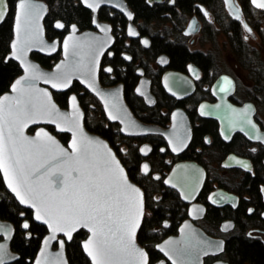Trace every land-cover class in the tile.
<instances>
[{
	"label": "flooded vegetation",
	"instance_id": "flooded-vegetation-1",
	"mask_svg": "<svg viewBox=\"0 0 264 264\" xmlns=\"http://www.w3.org/2000/svg\"><path fill=\"white\" fill-rule=\"evenodd\" d=\"M19 1L7 0L5 19L10 17L12 20V36L6 61L15 60L12 57L11 43ZM40 1L46 5L42 17L45 36L49 41L57 39L58 46L49 51L32 50L30 57L39 61L43 67L52 69L63 56V40L68 33L73 30L108 33L110 43L103 50L98 65L99 85L105 88L119 87L131 115L142 124L156 128L138 134L122 133L120 123L108 117L100 99L78 79H73L71 87L65 91L51 88L54 98L56 93H67L68 102L70 94L76 93L84 110L86 128L99 134L89 128L95 115L90 110L93 108L92 104L83 99L88 94L95 96L101 105L105 126L112 125L118 129H114V133H119L117 136L121 137V142H117L121 156L110 145L126 169L125 162L131 160L127 155L129 146L134 145L139 159L136 168L139 178H151L160 182V190L155 192L156 199L159 200L166 191L176 199L175 211L167 212L164 217L181 218L176 228L167 231L164 223L156 226L154 230L160 233L161 238L152 246L140 242L141 226L137 232L136 241L148 252L147 264H172L156 245L168 236L177 234L179 225L186 219H191L212 237L225 241L224 250L207 255L204 264H211L219 259L229 261L225 258L227 238L238 233L240 228L245 229L247 236L264 242V141L251 139L238 130L228 129L223 132L220 120L207 115L211 106L215 110H221L229 107V104L237 107L248 104V113L253 106V119L260 130L264 131V115L261 113L264 108V70L261 72L245 67L237 56H228L227 60L222 61L221 56L192 47L198 39L211 40L217 23L228 34L226 30L233 32V23L238 22L246 42L250 37L257 38L255 31L262 34V30L254 18L257 14L264 15V9L252 5L246 11L242 0H237L242 10V19H238L228 10L225 0H194L191 7L188 0H121V6L110 3L111 0ZM263 38L264 34L261 35L262 44ZM18 64L20 73L0 92V96L10 89L13 81L22 73L21 64ZM67 106L68 104L63 107ZM183 118L190 127L187 143L177 138L179 134L175 140L174 135L167 136L164 133L172 131L176 122L181 124ZM38 126L40 125L29 127L27 132L33 133ZM45 126L59 136L60 133L54 126ZM181 161L197 162L206 173L202 188L188 201L181 197L176 188L164 183L174 164ZM137 184L145 195L144 188ZM223 194L227 198H222ZM14 199L19 206L17 218H20V227L26 239L33 234L30 230V218L45 228L39 248L31 261L34 264L48 233L47 226L35 219L31 208L19 202L9 190L0 170V201L10 203ZM211 218L222 219L216 223ZM0 220L13 226L10 250L19 254L18 258L4 264H17L20 253L12 245L17 226L1 210ZM225 221L230 222L223 223ZM78 233L81 234L79 245L87 261L84 264H91L82 245L88 235L84 228L76 231L70 238L58 233L52 242V248L58 249L63 245L68 264H71L68 244ZM3 238L0 236V241ZM151 248L157 253L152 255Z\"/></svg>",
	"mask_w": 264,
	"mask_h": 264
},
{
	"label": "water",
	"instance_id": "water-1",
	"mask_svg": "<svg viewBox=\"0 0 264 264\" xmlns=\"http://www.w3.org/2000/svg\"><path fill=\"white\" fill-rule=\"evenodd\" d=\"M119 1L110 3L121 6ZM250 1L254 7L264 9V0ZM225 4L235 17L242 19L237 0H225ZM7 9V0H0V23ZM45 11L43 1L18 2L11 48L12 57L23 71L0 96V170L9 190L48 229L34 264H68L63 245L53 249L52 242L58 233L70 238L82 228L88 232L82 245L91 264H147L148 252L136 241L146 208L143 189L130 178L110 143L86 128L76 93L70 94L68 106L63 107L51 88L65 91L73 79H78L100 99L108 117L120 123L122 133L138 134L156 128L131 115L119 87L99 85L98 65L110 43L108 33H68L63 40V56L52 69L30 57L32 50L49 51L58 46L57 39L49 41L45 36ZM244 24L249 28L245 21ZM247 106L229 104L221 110L211 106L207 115L220 120L223 132L238 130L251 139L264 141V131L253 119L254 108L248 113ZM183 120L164 133L174 135L175 140L179 134L177 138L187 143L190 127ZM46 124L67 134V140ZM34 125L40 126L33 133L27 132ZM205 176L204 168L197 162L181 161L174 164L164 183L176 188L188 201L200 191ZM13 235L11 223L0 220V236L4 237L0 241V264L19 257L10 250ZM156 247L172 264H204L207 255L224 250L225 241L186 219L177 234L163 239ZM211 264L231 263L219 259Z\"/></svg>",
	"mask_w": 264,
	"mask_h": 264
},
{
	"label": "trees",
	"instance_id": "trees-1",
	"mask_svg": "<svg viewBox=\"0 0 264 264\" xmlns=\"http://www.w3.org/2000/svg\"><path fill=\"white\" fill-rule=\"evenodd\" d=\"M193 1L194 0H188V5L190 7ZM242 3L246 11L252 7L250 0H242ZM141 4L144 5L143 3ZM233 25V32L230 29L226 30L229 34V42L233 52L236 54L241 64L245 67L262 72L264 70V62L261 60L260 56H257L256 53L249 48V45L243 39L240 24L238 22H234ZM11 36L12 20L8 17L0 24V92L6 89L9 83L21 71L20 65L17 61L13 59H8L7 61L5 60L6 53L9 51V40ZM183 57L186 58L194 56ZM259 95L260 97L262 96V94ZM55 98L61 106H66L68 104L67 93H56ZM83 99H87V101L92 104L93 108L90 110H92V114L95 115V120L89 128L106 137L109 140V143L114 146L118 154L121 156L122 153H120L117 148L119 145L117 142H121V137L117 136L119 133H114V129L116 128L112 125H109L108 127L105 126L104 116L99 100L92 94H88L86 98L83 96ZM59 137L66 141L68 135L60 133ZM129 147L127 155L131 160L128 163L125 162L128 174L133 181L139 183L144 188L146 195V212L139 231V240L145 245L147 244L152 246L155 241L161 238L160 233L154 230L156 226H160L164 223L166 224L167 231H171L176 228L181 218H164L167 212L175 211L176 205L174 204V201H176V199L169 194L168 191H166V194H163L159 200L156 199L155 192L160 190V182L153 181L151 178H139L138 171L136 169L139 160L138 154L134 145H130ZM18 207V203L15 199L10 203L0 201V210L3 212V215L10 217V219L17 226L15 238L12 243L14 249L20 253V259L17 261V264H31V261L39 248L41 237L45 233V228L43 225L36 223L32 218H30V230L33 234L29 239H26L23 234L24 232L20 227V218H17L19 211ZM211 219L215 220L217 223L222 218ZM80 237V233L76 234L75 238L68 244L71 264L87 263L86 257L79 245ZM150 250L152 255L157 253V251L153 248ZM225 258H227L232 264H264V242L247 236L245 234V229L240 228L238 233H235L231 237L229 236L227 238ZM27 259H29V261H27Z\"/></svg>",
	"mask_w": 264,
	"mask_h": 264
},
{
	"label": "rangeland",
	"instance_id": "rangeland-1",
	"mask_svg": "<svg viewBox=\"0 0 264 264\" xmlns=\"http://www.w3.org/2000/svg\"><path fill=\"white\" fill-rule=\"evenodd\" d=\"M254 20H257L259 22V25L262 30L260 31L262 32V34L259 31H255L258 34L257 38L250 37L247 40V43L249 44V48L252 49L256 53L257 56H260V58L264 62V44H262L261 42V35L263 36L264 34V15L257 14ZM217 24L214 25L216 31H215V34L212 35L211 40L207 38H205L203 41L198 39L196 40V43L193 44L192 47L200 48L201 50L205 52H211L212 55L214 56H221V59L223 61L224 59L227 60L228 56H236V54L233 52L231 48L228 34L223 31V28L221 29L219 28V25L221 26V24H218V25ZM261 113L264 115V108L261 109Z\"/></svg>",
	"mask_w": 264,
	"mask_h": 264
}]
</instances>
